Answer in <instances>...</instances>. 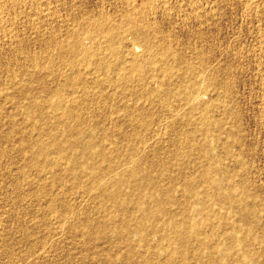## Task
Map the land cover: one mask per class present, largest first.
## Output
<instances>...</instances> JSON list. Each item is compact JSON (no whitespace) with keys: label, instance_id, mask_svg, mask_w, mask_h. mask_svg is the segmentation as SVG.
Instances as JSON below:
<instances>
[{"label":"rangeland","instance_id":"1","mask_svg":"<svg viewBox=\"0 0 264 264\" xmlns=\"http://www.w3.org/2000/svg\"><path fill=\"white\" fill-rule=\"evenodd\" d=\"M141 5H142V0H7V1L0 0V11H1V7L3 10L1 11L2 14L0 12V79H1L0 80V85H1L0 86V264H122L124 261L125 263L123 264H129L130 262L131 264H147V262L148 264H212V262L210 261L211 257L209 253L211 251L216 252L219 249L226 248L225 245L227 243L229 244V240H230L229 238H227V233L232 231H235V234H237V236L243 241L242 246H240L239 249L234 250L235 254L236 253L237 254L233 255L234 257H231L232 259L235 260L238 259V261H236L235 264H264V0H167V8H163L160 0H158L153 4L152 8L150 9L148 8L145 12L140 11ZM100 18L109 19L112 22L115 23L118 22L119 24H123V25L126 24L129 25L128 19L130 18L129 21L131 22L132 20V22L130 23L131 25H135V24L137 25L138 23V26L141 25L149 26L148 33L147 34L145 33V37L147 38L151 37L150 38L151 40L154 39L153 41H150V39H148L150 46L148 42L146 43L142 42L144 41L143 34L141 35L137 33H133V34L131 33L133 35L131 37L128 36L131 34L125 35L124 37L128 36L126 37L127 39L124 40L125 39L124 38L123 39L124 41L123 40L121 41V43L124 42V44L123 43H122L123 45H121V43L118 44L121 45V47L118 46V48L120 47L118 51L119 53L118 55H121L118 57H121V59L120 58L119 59L127 63V58L128 60L129 58H131L130 54L128 53L129 52L128 49L131 48V46H134L136 48V52L137 53L139 52L138 54L140 55V58L142 56V59H145L147 53H149V52L146 53V51L150 50L156 52L158 50L157 52H161V50L166 47V49L162 50V52L168 50L167 51L169 54L168 59H170V56L172 57V59L169 60L170 62L167 63V65L169 66L167 67L170 68V72L173 68L172 73H176L175 74L176 77H174L173 74L174 78L170 79L169 82L170 85H167L165 82L167 81L168 78L166 79V77H164L165 78L164 79L161 74H158L159 77L156 78V82H155V79L151 78L150 76L153 74L152 77H156L157 75L152 72H150L152 73L150 74L148 71H147L148 75L145 74L144 72L145 75L144 79L146 83L144 81L143 83L140 84L139 79L141 76L136 74V72L133 73L132 69L127 67L128 64L124 63L122 64V66H124L123 68L124 70L121 73L124 75L125 74L128 75L125 76V78H129L127 79L129 80L128 82H130L131 80L133 82L131 81L129 84L127 81L126 82L118 81V79H121L120 78L121 76H118L117 72L115 70L114 72L111 69L112 72L111 70H109L108 73L105 71L106 74L110 76L108 75L106 76L105 72L104 75L107 78L109 77L108 78L109 81H113L116 79L115 82L114 81L113 83L111 82L112 84L114 83L115 84L112 85V87H109L108 84H111L110 82H105L104 86L103 84H101V82L100 84H98L99 82L98 83L95 82L96 86L99 85L98 87L99 88L101 87L100 88L101 91H100V89L98 87L96 88L94 84L90 86L91 84L87 82L90 87L96 88V89L95 88L92 89V91L90 89V92L88 91L87 94V90H89V88L86 86L87 84L85 81L88 80V78L90 79L96 74L95 73L92 75V72L96 70L94 69L96 65L95 66L94 64L90 65V68H88L89 69L88 70L87 68L85 69V65H86L85 63L82 64L81 61L82 65H80V61H77L75 68L79 69L80 66L79 70L82 69L81 71L84 74L85 73L87 74L84 75L83 73H79L81 71L78 72L79 75L82 78H84L83 80L80 76H78V73L75 74L76 77L74 76V74H71L73 75L72 81H71L72 76L69 75L71 76L70 82L68 81L69 80L68 78L66 80V82L68 81L67 83L68 87L67 86L65 87L64 86L65 80H63L62 78L65 79L64 75L66 74V72H68L67 70H69V67L67 68V65L69 66V63L68 61L66 63L64 60H66L65 58L68 59V57L70 56L64 53H59L60 51L57 50L56 48L65 46L69 43V40H71V34L73 33V30L74 32L80 30L81 27L85 25V23L88 24L89 22L91 23V21L95 22L97 20H100ZM152 37H156V39ZM139 38H141L142 40ZM61 41L63 42L61 43ZM57 42L59 43L60 46L58 45ZM84 42L88 47L92 45L91 40H89V38H85ZM97 43H99V41H97ZM126 45L127 46L131 45V46L130 47L128 46L127 49ZM151 46L153 47L150 48ZM123 47H125L127 50ZM125 51H127V53H125ZM173 52L174 54H171ZM140 53L146 54V55L143 54L145 57ZM122 54L124 55L127 54V55L124 57V55L122 56ZM173 55H175L174 59H173ZM103 56L104 59L103 57H101V59L103 60L107 59V61L110 60L109 62L112 63L114 61L116 62L115 60L116 58H114V56H112L109 53H105L103 54ZM109 56L111 58H109ZM107 57L109 58V60ZM58 58H60L61 60ZM50 60H52L53 62L59 60L60 61L57 62L58 64L57 65L56 63L55 64L52 63V61ZM176 60H178L179 62ZM61 61H63V63H61ZM174 61L175 63H173ZM49 62L52 63V65ZM64 62L66 64H64ZM180 62H182L183 64ZM185 63L186 65H184ZM174 64L175 65L177 64V66H175ZM44 65L51 67L50 69H52V71L49 69V67L46 69ZM173 65L175 68L173 67ZM53 66H56L57 70ZM35 69L37 71H35ZM39 69L41 71L38 73ZM54 69L56 71H54ZM181 69H185L184 72H186L188 69V71L186 72L187 75ZM192 69L194 70L193 72H191ZM129 70L132 71L131 74ZM198 70H200L201 72ZM204 70H207L208 72ZM49 71H51L50 74ZM128 71L129 73H127ZM195 71H198L201 74ZM61 72L63 73V75H61L62 74ZM32 73H34L37 76V78L36 76L34 77V74ZM57 73H59L58 75L62 80L58 77ZM132 73L133 76H131L132 77L131 78L129 76L132 75ZM191 73L192 75L193 74L196 75V78L192 76ZM97 74L95 76H97ZM99 75L100 74H98V76ZM104 75L102 77H105ZM183 75L185 77L184 81H183ZM187 76H189L190 78ZM112 77H114L115 79ZM191 77H194L196 82L195 80H193L194 78ZM158 78L159 79L162 78L163 81L161 80V82H162V86L164 87H160L161 83H159L160 80L158 81ZM122 79L126 80L124 78ZM25 80H27V82L29 81L28 83L31 84L29 85L27 83L28 84L27 85L25 83ZM189 80L192 82V84L195 82L196 84L194 83V85L196 86L198 84H200V86L202 85L201 88L204 86L202 88L203 90L199 87L197 88L194 85H193L194 88H191L192 84ZM207 80H209L211 83ZM150 81L152 82L154 81V83ZM188 81L190 82L191 86L188 84L189 83ZM49 82H51L52 84ZM118 82L120 83L118 84ZM121 82L122 84L125 82L129 85L126 84L125 86V84H123L121 86ZM14 83L16 85H14ZM45 83H47V85ZM116 83L118 85H116ZM182 83L183 84L185 83V85H182ZM59 84L62 86H60ZM55 85L57 87H55ZM76 85L80 88L79 90L75 88L77 87ZM177 85L178 87L179 86L184 87L186 91H190V88L195 89L196 87L195 91L198 92H193V93L199 94L200 99H198L193 105L190 102L187 103V101L180 99L178 96L179 91ZM13 86H17L18 90H16L17 88ZM28 86L30 88H28ZM70 86L74 89H72ZM81 86L83 87V89L88 88L85 94H81L84 92L83 89H81L82 88ZM106 86L109 88V89L106 88L107 92L105 91ZM128 86L131 87L129 88ZM145 86H146V90H145ZM154 86L159 90L160 94L158 90L154 88ZM205 86L206 88L208 87V90H206ZM45 87L48 89H46ZM62 87H65L62 90L66 92H63L61 90L62 92L61 95L66 100H73V98L75 97L79 100V101L77 100V102L72 106L74 110L77 111L76 113L79 115V117L80 116L82 117V115H83L82 118L86 117V119H81L82 124L78 119L72 120L71 118V119H67L66 125H60L61 127L54 125L56 118L55 115L57 111H53L55 110V108L53 109V107L52 108L48 107V110L44 108V107L47 108V106H49L50 104L52 105L53 103L52 100L54 99L53 97H55V93L59 88ZM122 87H125V89L129 88L128 92L126 93L127 89L124 91ZM150 87H153L154 89L153 91L157 95L156 98L153 91L150 90L151 89ZM173 87H176L177 91L172 89ZM19 88L23 89V93L26 90L25 93L24 94L22 93V89L19 91ZM40 88H44V90ZM131 88L132 90H130ZM142 88L144 90H142ZM30 89H32L31 90L32 94L30 92ZM51 89L53 90L55 89L54 91L52 90L53 91L52 95H51ZM102 89H103V93H102ZM114 89L116 91L117 89L119 90L116 92ZM163 89L165 90L167 89V90L164 91ZM35 90H37L36 91L37 94L35 93ZM205 90L207 91V93ZM144 91L148 94H151L149 93V91H151L154 95V98L152 94H151L152 96L151 95L149 96L147 94L149 97L145 94L143 98H140L143 96ZM167 91L168 92L171 91L170 92L171 94L168 98V101L165 102L164 99L166 97V94L168 93ZM121 92L122 94L124 92V94L122 95ZM135 92H137L138 94ZM157 92L159 95L157 94ZM67 93H69L68 94L70 96L69 98L66 97ZM71 93L72 95H70ZM79 93L81 94V96L79 95ZM96 93H98L100 96ZM118 93L121 95H119ZM131 93L133 94L131 95ZM101 94H103L104 96H102ZM139 94H141L142 96ZM108 95H111V97L108 98L109 97ZM35 96L37 97V99ZM78 96H80V98ZM38 97L39 98L44 97V98H40L42 100L45 99L46 97L45 99L46 104H44L45 100H43L42 102ZM158 97H160V99ZM224 97L227 98L224 99ZM51 98L53 99L51 100ZM148 98L149 100H147ZM150 98L152 99V101L155 99L157 103L155 101L152 102ZM49 99L51 100V103L50 101H48ZM141 99L143 100V102H145L143 103L144 105L142 104ZM169 99L172 100L170 101ZM86 101L88 102V104H86L87 103ZM97 101H98V105H97ZM211 101H215L218 104L214 102L211 103ZM35 102L36 104L38 103L37 106L39 104L41 105L38 106V109L36 107ZM32 103H34L36 108L33 106ZM41 103H43L45 106ZM123 103H126L127 105ZM152 103L153 106L155 103L158 107L152 106V108H150ZM166 103L172 106V108ZM170 103H172V105ZM31 104L33 107L31 106ZM25 105H28L31 109L28 106L25 107ZM42 105L44 106L43 108ZM129 105L131 111L128 109ZM135 105L137 107V108L135 107L136 109L132 107ZM142 105L144 106V108H142L143 107ZM207 105H208V109H206ZM125 106H127V108ZM164 106L165 107L167 106L170 110L167 107L166 110ZM23 107H25L26 109ZM123 107H125L126 109ZM138 107H140L144 111L146 110L145 113H141L140 111L142 110L138 109ZM32 108L35 110H33ZM49 108L53 110H50ZM174 108L176 110L179 108L180 110L178 109L179 112L177 110V113H175V115L173 116V110H175ZM24 109L25 112L23 111ZM27 109L30 112L32 111L31 114L33 116L30 114L29 111H27ZM41 109L44 110L42 111ZM133 109L134 111H132ZM81 110L82 112L84 111L85 112L82 113ZM148 111L149 113H146ZM26 112L27 114H25ZM42 112H46V113H43L42 116ZM79 112L81 113V115ZM86 112L87 114H85ZM135 112L138 113V115ZM139 112L141 113V115L144 114L143 117L145 116L148 119L146 120V118H143L144 121H142L143 119L140 118L142 116L139 115ZM127 113L128 115L132 114V116L129 115L131 117V118L129 117L130 119L128 118ZM200 113L202 114V117H200L201 115ZM40 114L43 118L37 116ZM89 114L91 115V118ZM147 114L149 117L146 116ZM28 115L31 116L29 117ZM208 115L211 118L212 117L214 118L211 119ZM204 116L207 119L209 117L211 121L210 119H208L209 123L202 122ZM38 117L40 119H38ZM49 117L50 120H47ZM136 117L137 119H135ZM138 117L141 119L140 122ZM25 118L31 124L25 123L27 122ZM33 118L34 120H32ZM10 120L13 121L11 122ZM38 120H40L39 122L41 124L37 122ZM71 120L75 123H72ZM77 120L78 122H76ZM83 120H85V122L87 120L86 124L84 123ZM195 120L197 121L195 122ZM69 121H71V123ZM45 122L50 123V125L48 124L47 130L45 129V127L47 126ZM212 122L213 124L211 125ZM69 123L72 125H70ZM140 123H142L143 125ZM206 123H208L209 126L206 125V127H204ZM84 124L86 125L87 128L85 127ZM35 125H37V127ZM210 125L212 126V128H210ZM39 126L42 127L41 129H44V131L39 130L40 129ZM54 126L55 129H53ZM30 127L34 129L36 127L35 129L36 131L34 129L31 130ZM80 127L88 135H92L94 138L95 137L97 138L95 139V141H97L98 146L100 145V148L102 147L101 149L108 154L107 159L108 158L110 159V156L115 153L113 156H111L113 157L114 161L112 160V158L108 161L107 159L105 160V159H101L100 157L99 158L94 157L96 158L94 160L97 161V162L95 161V163H97L98 166H100V163L102 161L101 165L104 164L103 167L105 168H102V166H100V168L104 169L107 172L106 174L109 175L113 174L111 176L116 178L114 180H119L122 179V175L120 174L123 173L122 171H124L125 173L123 174L124 177L123 179L127 178L129 172L128 183L126 182L127 185L124 184L125 187L122 185L123 188L122 191L120 188L119 193L115 198L117 201L113 198L112 200L104 199L106 198L104 194H103L105 196L104 198L101 196L102 195L101 190L107 189L108 186L110 187L111 180L104 179L103 177L102 178L103 183L102 180H100L101 183L98 185L99 191H97L98 189H94L95 187L94 188L92 187L94 186L92 180L90 181V179H95V178H91L92 176L88 175V173H85L83 170L79 172L78 167L72 166L74 165V163L70 158V156L83 154L81 156H75V157H77L78 161L85 160L89 156V152H87V150L86 151L82 149L75 150L68 148L69 150L64 149L65 151H62L63 149L58 150L57 147L55 148L51 144L52 139L50 138L51 136L48 134V132H50L51 130L56 134V136L58 133L57 138H61V136L67 135L68 129H69L68 133H70L71 129L80 128ZM37 128L39 129L37 130ZM58 129H60V131ZM38 131H40V133ZM46 131H47V135L45 136L43 135V133L45 134ZM115 131H117V133ZM203 131L205 132V135ZM119 132L120 134H118ZM124 132L126 134H124ZM200 133L202 137L199 136ZM39 134L43 136L41 137ZM191 134H193V136ZM48 135L50 137H48ZM29 136H32L33 138L31 137L32 138L31 139ZM64 136L62 138H64ZM187 136L189 137V139ZM207 136L208 139L209 138L211 139V140L209 139V141L214 140L213 144L209 145L208 142L202 141L205 139L207 141ZM24 137L26 139H22ZM46 137H48L49 141L48 139H46ZM131 137L134 141L131 139ZM41 138L42 140L45 139L46 141L45 140L42 141ZM127 138H128V142H127ZM194 138L197 140H195ZM129 139L131 140L129 141ZM192 139L194 141H192ZM24 141L27 142L29 146H27L28 144H26ZM33 141L35 143L34 145L36 146L33 145ZM44 141L46 142V144ZM29 142H31L32 144H30ZM114 142L116 143V145ZM37 143L47 146L48 148L47 150L49 153L47 152L41 153L39 150H37L36 148L39 149ZM201 143H207V144L201 145ZM30 146L32 148L31 149L32 151L29 150ZM108 150H110V152ZM37 153H39L40 155ZM206 154H208V156ZM44 155H46V157L48 156L49 158L48 157L43 158ZM52 156H54V158ZM58 156H60L61 158H59ZM144 158L145 160H142ZM178 158L181 160H179ZM126 159L130 161L129 162L130 164L127 162L128 160ZM139 159L142 160L143 162L140 161ZM98 160L100 161L98 162ZM117 160H121V161H117ZM52 161H54V163ZM112 162L115 164L112 165L113 164ZM119 162H121L120 163L121 166L117 167V164L120 165ZM144 162L146 164L144 167L141 168V170L144 169L145 171L142 170L137 175L130 172L131 169L134 167V165L141 164V166H143ZM211 163H216V165L218 164L220 169L223 170V175L225 176V186L230 188L231 190L235 208L234 209L222 208L216 202V200L208 199L206 192L212 191L211 187H209L211 185L203 181L198 183L196 191L199 192L200 195L203 196V199L206 200L205 204L204 206H200L199 210L196 213H192L191 204L193 202H188L189 204L186 202L187 196L186 193L184 192L185 190L184 185L186 186L188 184H194V182H196L199 179L200 173L204 168V166H207V164L210 165ZM127 164L131 166L129 167ZM201 164L203 165V168L201 167ZM186 165L189 166L188 168L189 170L187 169ZM113 166L115 168H113ZM122 166H124V168ZM148 166H150V168L152 169H150ZM195 166H197V169L195 168ZM39 167L42 168V170L44 171L40 170L41 171L40 172L38 170L40 169ZM109 167L113 168L112 169L113 171ZM22 168H24V170ZM72 168L73 170H70ZM119 168L121 169V171L119 170ZM180 168L181 169L184 168V169L180 170ZM74 169L76 171H74ZM106 169L110 171V173L111 172L112 173L110 174ZM146 170H148L149 173H146ZM150 170L151 173L153 172L152 173L153 175L151 174L152 175L151 178H150ZM160 170L161 171L164 170V171H162V173H159L161 172ZM23 171L26 172V174ZM164 172H166L167 175ZM184 172H186V174H184ZM191 172L194 174H192ZM75 173L77 174V176H75L76 175ZM145 174H148L147 178L145 177L146 176ZM160 174H162L161 175L162 178H159L161 177ZM53 175L57 177L55 178ZM80 175L82 176V178L80 177ZM134 175L136 178H134ZM70 176L71 178H69ZM153 177L154 179L156 177L159 178L160 181H158V179H155L157 180L158 183L155 180L152 181ZM72 178L73 179L79 178V179L73 180ZM142 178L145 180V182L143 181ZM88 179L91 183L88 181ZM146 179L147 180L150 179V181H152L151 184L146 182L147 181ZM186 179H190V180L187 181ZM139 180L142 182H139ZM173 180L174 182L176 181L177 185L176 183L173 182ZM105 181H108L107 184L105 183ZM183 181L184 183L185 182L186 183L185 184L182 183ZM134 182H137L138 184L140 183L141 185H139L138 187L137 184ZM153 182L155 187H158L160 185L162 187L160 186L158 188H152V186L154 187ZM170 182L171 183L173 182V184H171ZM156 183L158 184V186ZM145 184H147V186ZM86 185L90 186V190L88 189V187H86ZM178 185L182 188L181 191H180L181 188L177 187ZM135 186H137L138 188ZM169 186H171V188ZM84 187L87 188L88 192ZM148 187L150 188L148 189ZM125 188L127 190H125ZM153 189H157V190L155 191ZM160 191L162 192L161 194L163 195L167 194L165 195L167 197H161L162 195L159 193ZM164 191H166V193H164ZM182 192L185 194H183ZM170 193H173V195L171 194L169 196L168 194ZM128 194L130 197L128 196ZM149 195L153 197H150ZM182 195L184 198H182ZM137 196L143 197L142 202L145 203L147 209L148 208L151 209V207L152 209L155 208L154 206L155 203L152 202H155L156 199L159 198L167 199L172 196L178 199L181 197L184 201L179 199L180 200L179 205H177L178 201H176L177 204L172 203L171 204L172 208L169 205L168 212L171 208L173 215L174 216L176 215L177 218L183 217V215L186 214L188 216L195 215L199 219L205 218V216L211 212V219H212L211 222H213V224L216 226L215 227L216 230L205 227V229L204 228L202 229L204 233H202L198 237V239H193L190 246L178 245V244H171L164 239L163 236L167 235V231L159 232L158 234L160 235H157L156 233L154 234V232L151 230L154 226H157V224L155 222L154 224L148 223L149 221L146 222L144 220L145 231H147L146 233L148 234L147 236L148 240L146 241V243H143L142 236L141 235L139 236V234H136L135 232L131 231L134 228V226L136 227V225L141 220L140 214L134 211L135 210L133 207L134 205L131 204V202L129 201L136 198ZM104 200H106L107 202ZM118 200L121 201L118 202ZM146 202L148 203V205L150 203L149 205L150 207H148ZM181 202L183 203L181 204ZM105 203H107L108 205L106 206ZM98 205L99 208L100 206L101 207L103 206V208H100L101 210L99 208L95 210V208L98 207ZM176 205L177 207L182 206L183 209L182 207L181 209L179 208L177 209ZM188 205L191 207L188 208ZM108 206L109 209L107 210L106 207ZM120 206L121 207L123 206V209L125 207V209L122 210ZM118 207L120 208V210H122L123 213H121V211H117L116 214L115 212H112L113 210L114 211L119 210L117 209ZM185 208L187 212H184ZM98 209L102 214H98L99 211L96 212ZM128 209H130L131 212ZM212 209H214L215 211ZM103 210L104 211L107 210V212L111 214L113 213L114 216L108 214L109 215L108 217L106 214L107 212H104ZM132 211H134L133 216L131 214ZM179 211H181V213ZM247 211H251L252 213L250 215H247ZM119 212L121 214H119ZM126 212H128V217L126 219L127 220L131 219L130 221L125 220L124 216ZM165 213L163 216H165ZM98 215H101V218ZM120 216H122L123 218H121ZM84 217L85 219L87 218L86 220L92 218L93 221L91 219V223L92 224L94 223L93 225H96V227L92 226V224L87 225L88 224L87 222L90 223V221H85ZM94 218H96V220L99 221L98 222L99 225ZM105 219L106 220L110 219L108 220L109 223ZM121 219H123L122 221L125 222L121 223V221L120 222L118 221ZM114 221H116V224ZM102 222L104 223L102 224ZM73 224L76 225L74 226ZM82 224L85 225L82 226ZM122 224L123 225L127 224L126 225L127 227L125 225L123 226ZM158 224L160 225L161 223ZM80 225L82 226V228ZM104 225L106 226L105 228L103 227ZM118 225L120 226L119 227L120 229L121 227L122 228L126 227V229H122L123 232H121L122 230L121 231L116 230V232H114L115 228L119 229ZM108 226H110L111 228ZM107 227L108 229L111 230L106 229ZM160 227H162V225H160ZM97 228L99 230L101 229L100 232H97L98 231ZM81 229L83 230L86 229V231L87 230L88 231L83 232V230ZM93 229L94 230L96 229L97 231L96 230L95 231L97 233H94ZM89 232L92 233L89 236V238H91L92 241L91 239H87ZM109 233L111 235L113 233L115 234L111 236ZM121 233H123L124 235ZM103 235L105 236V238H102L104 237ZM108 235L110 236L108 237ZM119 235L124 236L123 239H125L126 241L129 240L128 245L126 244L127 242L125 240L123 242L122 237H120ZM96 237H99L100 239ZM103 239H107V240H103ZM113 239H115L117 244ZM200 239L207 240V244L200 246L198 243V240ZM137 242L140 245H138ZM124 245H126L127 248ZM129 246H131V248L133 247L134 249L130 251L131 248H129ZM215 248L217 249L215 250ZM122 250H125V252ZM242 251L248 252V260L246 262L242 260L240 263L239 258L237 257L241 256L240 252ZM122 252L124 255L122 254ZM126 252H127L128 260H126L127 259ZM108 254H113L115 258H112L113 255L111 257V255ZM120 254L123 255V258H121L122 255ZM129 256H132L133 258L132 257L130 258ZM130 259L131 261H129ZM145 259L147 260V262L143 261ZM165 260H167L168 263L167 261L165 262ZM173 260L175 261L172 262ZM127 261L129 263H126Z\"/></svg>","mask_w":264,"mask_h":264},{"label":"bare ground","instance_id":"2","mask_svg":"<svg viewBox=\"0 0 264 264\" xmlns=\"http://www.w3.org/2000/svg\"><path fill=\"white\" fill-rule=\"evenodd\" d=\"M7 1V0H6ZM156 1H158V0H142V5H141V7H140V11H146L148 8L150 9V8H152V6H153V4L156 2ZM160 2H161V4H162V6H163V8H167V0H160ZM5 5V4H4ZM25 5V4H24ZM129 5V4H128ZM6 6V5H5ZM130 6V5H129ZM133 7V6H132ZM6 8V7H5ZM15 10V9H14ZM1 11H3L2 10V7H1ZM0 11V12H1ZM5 11V10H4ZM1 14H2V12H1ZM41 15V14H40ZM131 18V17H130ZM129 18V19H130ZM128 19V18H127ZM129 19H128V22H129V25H123V24H119L118 22L117 23H115V22H112V21H110L109 19H101L100 18V20H97V21H95V22H92L91 21V23L89 22L88 24H86L85 22V25H83L82 27H81V29L80 30H77V31H75L74 32V30H73V33L71 34V40H69V43L67 44V45H65V46H61V47H59V48H56L57 50H59L60 52L59 53H64V54H66V55H68V56H70V57H68V56H66V57H68V59L67 58H65L66 60H64L66 63H67V61H68V63H69V66L67 65V68L69 67V70H67L68 72H66V74L64 75L65 76V79L64 78H62L63 80H65L64 82H65V87L67 86L68 87V81L70 82V77L72 76V78H71V81L73 80V75H71V74H74V76L76 77V75L75 74H77L79 71H81V70H79L80 69V66H79V69L77 68H75V65L77 64V61H80V65H82L83 63H85L86 65H85V69L87 68H90V65H93L94 64V66L96 65V67L94 68V69H96L94 72H92V75L93 74H102L100 77L98 76V74H97V76H93V77H91L90 79L88 78V80H86L85 82H86V84H84V85H86L88 88H89V90H87L86 88L85 89H83V87L81 88V89H83V93H81V94H85V92H86V90H87V94H88V91L90 92V89H91V91H92V89H94L95 87H90V86H92V84H94V86H96L95 85V82L96 83H98V84H100V82H101V84H103V86L105 85L104 83L105 82H112L113 83V81L115 82L116 81V79L114 78V77H112V78H114L115 80H113V81H109V77L107 78L106 76L108 75V74H106V72L108 73V71L109 70H115L116 72H117V74H118V76H121L120 78L122 79V78H124V79H126V80H121V79H118V81H129V80H127V79H129V78H125V76L127 75V74H122L121 72H123V68H124V66H122V64H124L125 62H123V60H120L121 59V57H118V56H121V55H118L119 53H118V51H119V48L121 47V45H123L124 44V42H122L121 43V41L124 39V40H126L127 38L126 37H131V36H133L132 34L133 33H137V34H143L144 35V41H142V42H148L149 43V40L148 39H150V38H147V37H145V33L147 34L148 33V29H149V26H138V23L137 22H135V23H137V25L135 24V25H131L130 23L132 22V20H131V22L129 21ZM132 19V18H131ZM90 20V19H89ZM96 20V19H95ZM3 21V20H2ZM88 21V20H87ZM83 23V22H82ZM127 23V22H126ZM134 23V22H133ZM78 24H79V22H78ZM125 24V23H124ZM139 24H141V23H139ZM11 28V27H10ZM149 32H150V30H149ZM132 33V34H131ZM128 34H131V35H128ZM125 35H128V36H126V37H124ZM151 36V35H150ZM148 37H149V35H148ZM157 37V36H156ZM156 37H152V38H155L156 39ZM164 37V36H163ZM85 38H89V40H91V46L90 47H88L86 44H85V42H84V39ZM69 39V38H68ZM67 39V40H68ZM139 39H141V38H139ZM13 40V39H12ZM59 40V39H58ZM65 40V39H64ZM123 40V41H124ZM142 40V39H141ZM154 40V39H153ZM153 40H151L150 39V41H153ZM97 41H99V43H97ZM164 41V40H163ZM63 41H61V43H62ZM68 42V41H67ZM157 42V41H156ZM162 42V41H161ZM58 43V42H57ZM119 43H121V45H118ZM136 43H137V40H136ZM154 43H155V41H154ZM131 44V43H130ZM58 45H59V43H58ZM62 45V44H61ZM136 45V44H135ZM146 45V44H145ZM54 46V45H53ZM52 46V47H53ZM60 46V45H59ZM118 46H120L119 48H118ZM125 46V45H124ZM127 46V45H126ZM129 46V45H128ZM128 46L126 47L127 49H128ZM131 46V45H130ZM129 46V47H130ZM148 46V45H147ZM149 46H150V43H149ZM55 47H56V44H55ZM54 47V48H55ZM153 46H151L150 48H152ZM163 47H165V46H163ZM123 48H125V47H123ZM125 48V49H126ZM170 48V47H169ZM124 49V50H125ZM126 49V50H127ZM145 49H146V47H145ZM154 49H155V47H154ZM161 49H162V47H161ZM164 49H166V47L164 48ZM164 49H162V50H164ZM123 50V51H124ZM129 50V54H130V57L131 58H129V60H128V58H127V63H125V64H128L127 65V67H129V68H131L132 69V71H133V73L134 72H136V74H138V75H140L141 77H140V79H139V81H140V84L141 83H143L144 81H145V79H144V72H145V74H147L148 75V72L150 73V72H152V73H154V74H156L157 76L156 77H152L153 76V74L152 73H150V74H152L150 77L151 78H154L155 79V82H156V78L157 77H159V75L158 74H161L162 76H163V78L164 77H166V79L168 78L169 79V81H168V79H167V81H165L166 82V84L167 85H170V79L171 78H174V77H176L175 76V74L176 73H172V70H173V68H172V70H171V72H170V68H168L169 66L167 65V63L168 62H170L169 60L170 59H172V57L170 56V59H168L169 58V54H168V50L166 51H163L162 52V50H161V52H157L158 50H157V47H156V52H153V51H150L149 49V51H146V53L147 52H149V53H147V55L146 54H144L145 52V50L143 51L144 53V55H146V58L145 59H142V56H141V58H140V55L136 52V48L134 47V46H131V48H129L128 49ZM160 50V49H159ZM51 51V50H50ZM52 51H53V49H52ZM58 53V52H57ZM58 53V54H59ZM105 53H109V54H111L112 56H114V58H116L115 60H116V62L114 61V60H112V61H114L113 63L112 62H109L110 60H109V58H111L110 56H109V58H108V60L109 61H107V59L106 60H103L104 59V56H103V54H105ZM122 53V52H121ZM125 53H127V51H125ZM141 55H143L142 53H140ZM171 54H174V52L173 53H171ZM102 55V56H101ZM124 54H122V56H123ZM127 55V54H126ZM126 55H124V57L126 56ZM143 55V56H144ZM180 55V54H179ZM58 56V55H57ZM62 56H63V54H62ZM117 56V57H116ZM174 56L175 55H173V59H174ZM101 57H103V59H101ZM105 57H106V55H105ZM123 57V58H124ZM129 57V56H128ZM145 57V56H144ZM62 58H64V57H62ZM70 58V59H69ZM120 58V59H119ZM32 59V58H31ZM58 59H60V58H58ZM180 59H181V57H180ZM54 60V59H53ZM61 60V59H60ZM59 60V61H60ZM183 60V59H182ZM50 61H52V60H50ZM59 61H52V63H56L57 64V62H59ZM81 61H82V64H81ZM126 61V60H125ZM171 61H173V60H171ZM176 61H178V60H176ZM181 61V60H180ZM189 61V60H188ZM64 62V64H66ZM158 62V63H157ZM179 62V61H178ZM46 63V62H45ZM50 63V62H49ZM52 63H50L51 65H52ZM61 63H63V61H61ZM173 63H175V61L173 62ZM177 63V62H176ZM180 63H182V62H180ZM50 64H48V65H50ZM53 64V65H54ZM79 64V63H78ZM161 64V65H160ZM178 64V63H177ZM177 64L175 65V66H177ZM183 64V63H182ZM21 65V64H20ZM31 65V64H30ZM34 65V64H33ZM58 65V64H57ZM174 65H173V67H174ZM184 65H186V63L184 64ZM205 65V64H204ZM207 65V64H206ZM32 66V65H31ZM36 66V65H35ZM45 66V65H44ZM168 66V67H167ZM181 66V65H180ZM25 67V66H24ZM39 67V66H38ZM37 67V68H38ZM46 67V69L49 67V66H45ZM53 67H55L56 68V70H57V67L56 66H53ZM64 67H66V66H64ZM78 67V66H77ZM170 67H172V66H170ZM179 67V66H178ZM182 67V66H181ZM180 67V68H181ZM28 68V67H27ZM40 68V67H39ZM51 67H49V69H50ZM60 68V67H59ZM84 68V67H83ZM93 68V67H92ZM175 68V67H174ZM190 68V67H189ZM21 69V68H20ZM43 69V68H42ZM62 69V68H61ZM27 70V69H26ZM44 70V69H43ZM51 71H52V69H50ZM55 69H54V71H56ZM89 70V69H88ZM112 70H111V72H112ZM175 70V69H174ZM183 72H184V70L185 69H181ZM208 70V69H207ZM207 70H204V71H207ZM23 71V70H22ZM35 71H37L36 69H35ZM41 70L39 69L38 70V73L40 72ZM51 71H49V74L51 73ZM92 71H93V69H92ZM106 71V72H105ZM114 71V72H115ZM125 71H126V68H125ZM130 71V70H129ZM129 71L127 72V73H129ZM132 71H130V74H131V72ZM148 71V72H147ZM187 71H188V69H187ZM186 71V72H187ZM194 70L192 69V71L191 72H193ZM198 71H200V70H198ZM198 71H195V72H198ZM42 72H44V71H42ZM45 72H46V70H45ZM84 72H86V71H84ZM104 72H105V74H106V76L104 75ZM186 72H184L185 74H186ZM195 72H194V74H195ZM201 72V71H200ZM200 72H198V73H200ZM208 72V71H207ZM23 73V72H22ZM21 73V74H22ZM29 73V72H28ZM30 73H31V71H30ZM35 73V72H34ZM34 73H32V74H34ZM37 73V74H38ZM62 73V72H61ZM79 73H83L82 71L81 72H79ZM79 73H78V76H80L79 75ZM126 73V72H125ZM133 73H132V75H130L129 77H131V76H133ZM171 73H172V76H171ZM41 74V73H40ZM47 74H48V72H47ZM46 74V75H47ZM54 74V73H53ZM59 73H57V75H58ZM84 74V73H83ZM87 73H85L84 75H86ZM91 74V73H90ZM111 74V73H110ZM113 74V73H112ZM173 74H174V77H173ZM192 75V73H191V75L192 76H194L195 78H196V75ZM201 74V73H200ZM61 75H63V73L61 74ZM69 75H71V76H69ZM83 75V76H84ZM105 76V77H102V76ZM182 75V74H181ZM187 75V74H186ZM198 75V74H197ZM36 75L34 74V77H35ZM38 76H40V75H38ZM51 76V75H50ZM54 76V75H53ZM53 76H52V78H53ZM56 76V75H55ZM77 76V77H78ZM108 76H110V75H108ZM115 76V75H114ZM128 76V75H127ZM161 76V77H162ZM171 76V77H170ZM189 76H190V74H189ZM189 76H187V77H189ZM199 76V75H198ZM44 77V76H43ZM58 77H59V75H58ZM62 77V76H61ZM81 77V76H80ZM87 77H88V75H87ZM170 77V78H169ZM194 77H191V78H194ZM29 78H30V76H29ZM32 78V77H31ZM36 78H37V76H36ZM57 78V77H56ZM60 78V77H59ZM69 78V80L66 82V80ZM82 78V77H81ZM80 78V79H81ZM86 78V77H85ZM119 78V77H118ZM132 78V77H131ZM130 78V79H131ZM138 78V77H137ZM151 78H150V80H151ZM184 75H183V81H184ZM190 78V77H189ZM188 78V79H189ZM195 78L193 79V80H195ZM202 78V77H201ZM205 78V77H204ZM14 79H15V76H14ZM61 79V78H60ZM61 79V80H62ZM75 79V78H74ZM84 78H82V80H83ZM87 79V78H86ZM165 79V78H164ZM203 79V78H202ZM207 79V78H206ZM208 79H210V78H208ZM211 79H212V77H211ZM216 79V78H215ZM1 80V79H0ZM29 80V79H28ZM57 80V79H56ZM111 80V79H110ZM153 80V79H152ZM160 80V82L159 83H161V86L160 87H164V86H162V82H161V80H162V78L161 79H159L158 78V81ZM191 80V79H190ZM189 80V81H190ZM24 81V80H23ZM31 81V80H30ZM42 81V80H41ZM53 81V80H52ZM81 81V80H80ZM80 81H78V82H80ZM132 81V80H131ZM130 81V82H131ZM163 81V80H162ZM182 81V82H183ZM188 81V82H189ZM204 81V80H203ZM207 81H209V80H207ZM10 82V81H9ZM8 82V83H9ZM29 82V81H28ZM27 82V80H25V83L27 84L28 83ZM83 82V81H82ZM90 83L91 85L89 86L88 85V83ZM122 82H121V86L123 85V84H125V86H126V84L127 83H123L122 84ZM130 82H128L129 84H130ZM133 82V81H132ZM136 82V81H135ZM150 82H152V81H150ZM149 82V83H150ZM169 84H168V83ZM176 82V81H175ZM191 82V81H190ZM190 82L188 83L189 85H190ZM195 82H196V80H195ZM194 82V83H195ZM210 82V81H209ZM22 83V82H21ZM49 83H51V82H49ZM62 83V82H61ZM60 83V84H61ZM75 83V82H74ZM74 83H73V85H74ZM108 84V86L109 87H112V85H114V84ZM120 82H118V84H119ZM137 83V82H136ZM145 83H146V81H145ZM152 83H154V81L152 82ZM151 83V84H152ZM158 83V84H159ZM172 83H173V80H172ZM177 83V82H176ZM181 83V82H180ZM194 83L192 84V82H191V84H192V87L191 88H194L193 87V85H194ZM205 83V82H204ZM211 83V82H210ZM209 83V84H210ZM2 84V83H1ZM19 84V83H18ZM24 84V83H23ZM29 84V83H28ZM27 84V85H28ZM31 84V83H30ZM29 84V85H30ZM46 85H47V83H45ZM52 84V83H51ZM56 84V83H55ZM58 84V83H57ZM59 84V85H60ZM64 84V83H63ZM70 84V83H69ZM117 83H116V85H118ZM129 84H127V85H129ZM135 84V83H134ZM138 84V83H137ZM148 84V83H147ZM147 84H145V85H147ZM178 84V83H177ZM196 84V83H195ZM198 84V83H197ZM220 84V83H219ZM14 85H16L15 83H14ZM26 85V86H27ZM72 85V86H73ZM111 85V86H110ZM164 85V84H163ZM176 85V84H175ZM182 85H185V83L183 84L182 83ZM181 85V86H182ZM199 85V86H198ZM197 86L196 85H194V86H196L197 88L199 87V88H201V86H200V84H198ZM207 85V84H206ZM211 85V84H210ZM210 85H209V87H210ZM1 86V85H0ZM10 86V85H9ZM20 86V85H19ZM60 86H62V85H60ZM59 86V87H60ZM77 86V85H76ZM85 86V87H86ZM99 86V85H98ZM98 86H96V88L98 87ZM102 86V85H101ZM120 86V87H121ZM149 86H150V84H149ZM191 86V85H190ZM13 87H16V88H14V89H16V90H18V87L17 86H13ZM21 87V86H20ZM24 87V86H23ZM22 87V88H23ZM42 87V86H41ZM55 87H57L56 85H55ZM55 87H53V88H55ZM65 87H62V88H57L58 90H57V92L55 93V97H53V98H51V100L53 101V103H52V105L50 104L49 106H47V108L46 107H44L45 105L44 104H46V97H48V96H46L45 97V99H43V100H45V103L43 104V103H41V104H43L42 105V108L44 107L46 110H48V107H53V109L55 108V110H53V109H50V110H53V111H57V113H56V115H55V122H54V125H57V126H60V125H66V123H67V119H71L72 118V120H75V119H78L79 121H80V123L82 124V122H81V119H86V117H84V118H82L83 117V115H82V117L80 116L79 117V115L76 113L77 111H75L74 110V108H73V104H75L76 102H77V98L75 97V96H73V97H75V98H73V97H71V98H73V100H66L61 94H62V92H61V90L63 89V88H65ZM71 87V86H70ZM75 87V86H74ZM118 87V86H117ZM129 88L131 87V86H128ZM141 87V86H140ZM158 87V86H157ZM169 87V86H168ZM177 87H178V85H177ZM196 87H195V89H191L190 88V91H186L185 89H184V87H178V96H179V98L180 99H183V100H185V101H187V103L188 102H190L192 105L198 100V99H200V95L199 94H197V93H193V92H198V91H195L196 90ZM204 87V86H203ZM202 87V88H203ZM224 87V86H223ZM5 88V87H4ZM8 88V87H7ZM21 88V89H22ZM28 88H30L29 86H28ZM27 88V89H28ZM34 88V87H33ZM46 88V87H45ZM50 88H51V86H50ZM72 88V87H71ZM76 89H80L78 86L77 87H75ZM95 88V89H96ZM99 88V87H98ZM101 88V87H100ZM99 88V89H100ZM104 88V87H103ZM106 88H108L107 86L105 87V91L107 92V90H106ZM114 88V87H113ZM123 89H124V91L127 89H125V87H122ZM121 88V89H122ZM128 88V89H129ZM144 88V87H143ZM142 88V90H144ZM151 88V89H150ZM149 89L151 90V91H153L154 89H153V87H150ZM154 88H156L155 86H154ZM166 88H167V86H166ZM171 88V87H170ZM201 88V89H202ZM205 88H206V86H205ZM20 88H19V91L21 90ZM40 89H43L44 90V88H40ZM46 89H48V88H46ZM72 89H74V88H72ZM75 89V90H76ZM109 89V88H108ZM128 89L126 90V93L128 92ZM172 89H174V90H176L177 91V88L176 87H173ZM171 89V90H172ZM31 90L32 89H30V92H31ZM53 89H51V95H52V92L55 90H53ZM69 90V89H68ZM115 90V89H114ZM113 90V91H114ZM119 89H117V91H118ZM130 90H132V88L130 89ZM140 90V89H139ZM141 90V91H142ZM145 90H146V86H145ZM156 90H158L157 88H156ZM156 90H155V92H156ZM160 90H161V88H160ZM164 91H166L165 89H163ZM170 90V89H169ZM203 90V89H202ZM206 90H208V87L206 88ZM205 90V91H206ZM26 91V90H25ZM25 91H24V93H25ZM34 91V90H33ZM36 91L37 90H35V93H36ZM46 91V90H45ZM48 91H50V90H48ZM63 92H66V91H64V90H62ZM72 91H74V90H72ZM77 91V90H76ZM99 91V90H98ZM100 91H101V89H100ZM105 91H104V93H105ZM116 91V90H115ZM116 91V92H117ZM135 91V90H134ZM151 91H149V93H151L152 95H153V93H154V91H153V93L151 92ZM205 91H204V93H205ZM4 92V91H3ZM17 92V91H16ZM67 92H69V91H67ZM71 92V91H70ZM112 92V91H111ZM129 92H132V91H129ZM158 92H159V90H158ZM158 92H157V94H158ZM168 92V91H167ZM171 92V91H170ZM170 92H168L167 94H166V97H165V99H164V101L166 102V101H168V98H169V96H170ZM199 92H201V91H199ZM19 93V92H18ZM22 93H23V89H22ZM23 93V94H24ZM39 93V92H38ZM76 93V92H75ZM99 93V92H98ZM98 93H96V94H98ZM102 93H103V89H102ZM113 93V92H112ZM135 93H137V92H135ZM139 93H141V92H139ZM143 93V92H142ZM174 93V92H173ZM172 93V94H173ZM206 93H207V91H206ZM31 94H32V92H31ZM37 94V93H36ZM40 94V93H39ZM64 94V93H63ZM69 93H67V95H68ZM74 94V93H73ZM81 94L79 93V95L81 96ZM93 94V93H92ZM91 94V95H92ZM100 94V93H99ZM98 94V95H99ZM111 94V93H110ZM117 94V93H116ZM119 94V93H118ZM121 94H122V92H121ZM121 94H119V95H121ZM123 94H124V92H123ZM122 94V95H123ZM133 93H131V95H132ZM138 94V93H137ZM147 95L148 93H146L145 91H144V94H143V96L141 95V94H139V95H141L142 97H140V98H143L144 97V95ZM151 94H148L149 96L151 95ZM155 94V93H154ZM159 94H160V92H159ZM158 94V95H159ZM28 95V94H27ZM66 95V97H70L69 95L67 96ZM70 95H72V93L70 94ZM90 95V94H89ZM88 95V96H89ZM102 96H104L103 94H101ZM112 95H114V94H112ZM147 95V96H148ZM151 95V96H152ZM175 95V94H174ZM36 96H39V95H36ZM35 96V97H36ZM77 96V95H76ZM80 96H78L79 98H80ZM87 96V95H86ZM100 96V95H99ZM109 97L108 98H110L111 97V95H108ZM138 96V95H137ZM137 96H136V98H137ZM148 96V97H149ZM156 94H155V98H156ZM164 96V95H163ZM5 97V96H4ZM34 97V98H35ZM50 97H52V96H50ZM107 97V96H106ZM134 97V96H133ZM33 98V99H34ZM39 98V97H38ZM40 98H44V97H40ZM39 98V99H40ZM67 98V99H68ZM70 98V99H71ZM91 98V97H90ZM95 98V97H94ZM103 98V97H102ZM139 98V97H138ZM146 98V97H145ZM152 98V97H151ZM150 98V100L152 101V99ZM153 98H154V95H153ZM159 99H160V97H158ZM171 98V97H170ZM223 98V97H222ZM227 98V97H226ZM225 97H224V99H226ZM36 99H37V97H36ZM35 99V100H36ZM92 99H93V97H92ZM105 99V98H104ZM215 99V98H214ZM35 100H33V101H35ZM42 102H43V100L42 99H40ZM51 100L49 99L48 101H50V103H51ZM88 100V99H87ZM99 100V99H98ZM137 100V99H136ZM142 100V99H141ZM145 100V99H144ZM147 100H149V98L147 99ZM170 100V99H169ZM172 100V99H171ZM170 100V101H171ZM177 100H178V98H177ZM182 100V101H183ZM212 100V99H211ZM79 101V100H78ZM82 101H84V100H82ZM95 101V100H94ZM155 101V99L152 101V102H154ZM161 101V100H160ZM181 101V100H180ZM184 101V102H185ZM218 101V100H217ZM224 101V100H223ZM38 102V101H37ZM87 102V101H86ZM142 102V104L143 103H145V102H143V100L141 101ZM156 102V101H155ZM159 102V101H158ZM162 102V101H161ZM216 103L215 101H211V103ZM31 103V102H30ZM39 103V102H38ZM37 103V104H38ZM47 103H49V102H47ZM90 103H92V102H90ZM138 103V102H137ZM151 103V102H150ZM150 103H149V105H150ZM157 103V102H156ZM173 103V102H172ZM172 103H170L171 105H172ZM181 103V102H180ZM179 103V104H180ZM187 103H186V105H187ZM211 103H209V104H211ZM221 103H223V102H221ZM33 104V106L35 107V105H34V103H32ZM32 104H31V106H32ZM35 104H36V102H35ZM37 104H36V107H37V109H38V106L40 105H38L37 106ZM86 104H88V102L86 103ZM85 104V105H86ZM95 104V103H94ZM105 104V103H104ZM123 104H126V103H123ZM162 104V103H161ZM166 104H168V103H166ZM177 104V103H176ZM178 104V105H179ZM208 104V105H209ZM216 104H218V103H216ZM81 105V104H80ZM83 105V104H82ZM97 105H98V101H97ZM106 105V104H105ZM127 105V104H126ZM144 105V104H143ZM142 105V106H143ZM169 105V104H168ZM167 105V106H168ZM175 105V104H174ZM174 105H173V107H174ZM192 105H190V106H192ZM197 105V104H196ZM195 105V106H196ZM208 105L206 106L207 108L206 109H208ZM26 106H28V105H25V107ZM32 106V107H33ZM41 106V105H40ZM96 106V105H95ZM104 106V105H103ZM122 106V105H121ZM140 106H141V104H140ZM152 106H153V103H152V105H151V107L150 108H152ZM154 106L155 107H158L155 103H154ZM153 106V107H154ZM160 106V105H159ZM166 106V107H167ZM170 106V105H169ZM168 106V107H169ZM180 106V105H179ZM199 106V105H198ZM228 106V105H227ZM22 107V106H21ZM25 107H23V108H25ZM29 107V106H28ZM27 107V108H28ZM35 107V108H36ZM81 107V106H80ZM98 107V106H97ZM126 108H127V106H125ZM125 107H123V108H125ZM129 108V110H130V105L128 106ZM132 107H136V105L135 106H132ZM165 106H164V108H166ZM167 107V108H168ZM171 108H172V106H170ZM176 107H178V106H176ZM175 107V108H176ZM30 108V107H29ZM101 108V107H100ZM125 108V109H126ZM137 108V107H136ZM135 108V109H136ZM142 108H144V106L142 107ZM167 108H166V110H167ZM174 108V109H175ZM181 108V107H180ZM195 108V107H194ZM205 108V107H204ZM204 108H202V109H204ZM211 108V107H210ZM221 108V107H220ZM26 109V108H25ZM25 109L23 110L24 112H25ZM31 109V108H30ZM33 109V108H32ZM104 109V108H103ZM127 109V110H128ZM132 109V108H131ZM138 109H140V110H142L140 107H138ZM149 109V108H148ZM169 109V108H168ZM179 109V108H178ZM177 109V110H178ZM188 109V108H187ZM205 109V110H206ZM21 110H22V108H21ZM33 110H35V109H33ZM42 110V109H41ZM44 110V109H43ZM42 110V111H43ZM165 110V111H166ZM170 110V109H169ZM176 110V109H175ZM175 110H173V116L175 115V113H177V110L175 111ZM180 110V109H179ZM179 110H178V112H179ZM183 110V109H182ZM214 110V109H213ZM225 110V109H224ZM27 111H29L28 109H27ZM80 111V110H79ZM131 111V110H130ZM132 111H134V109L132 110ZM144 110H142V111H140L141 113H145V111L143 112ZM151 111V110H150ZM209 111H211V110H209ZM228 111V110H227ZM30 112V111H29ZM29 112H28V114H29ZM32 112V111H31ZM31 112H30V114H31ZM36 112V111H35ZM34 112V113H35ZM40 112V111H39ZM51 112V111H50ZM49 112V113H50ZM81 112H82V110H81ZM85 112V111H84ZM84 112H82V113H84ZM128 112V111H127ZM137 112H138V110H137ZM139 112V115L140 116H142V117H140L141 119H143V118H146L145 116L143 117V115L144 114H142L141 115V113ZM193 112V111H192ZM191 112V113H192ZM202 112H203V110H202ZM201 112V113H202ZM205 112H207V111H205ZM229 112V111H228ZM230 112H232V111H230ZM37 113V112H36ZM41 113V112H40ZM43 113H46V112H42V116H43ZM80 113V112H79ZM92 113V112H91ZM103 113V112H102ZM136 113V112H135ZM146 113H149V111L148 112H146ZM166 113V112H165ZM189 113V112H188ZM200 113V114H201ZM209 113V112H208ZM225 113V112H224ZM25 114H27V112L25 113ZM53 114V113H52ZM85 114H87V112L85 113ZM94 114V113H93ZM96 114H97V112H96ZM137 115H138V113H136ZM135 114V115H136ZM180 114V113H179ZM194 114V113H193ZM212 114V113H211ZM214 114V113H213ZM227 114V113H226ZM229 114H231V113H229ZM32 115V114H31ZM30 115V116H31ZM47 115V114H46ZM80 115H81V113H80ZM90 115V114H89ZM127 115H128V113H127ZM127 115H126V117H127ZM130 115V114H129ZM128 115V118L130 117V116H132V114L129 116ZM185 115V114H184ZM24 116H26V115H24ZM29 116V115H28ZM29 116V117H30ZM33 116V115H32ZM37 116H39V117H42L41 116V114L40 115H37ZM36 116V117H37ZM50 116V115H49ZM146 116H148V114L146 115ZM152 116V115H151ZM150 116V117H151ZM190 116V115H189ZM192 116V115H191ZM209 116V115H208ZM36 117H35V119H36ZM38 117V119H40ZM45 117V116H44ZM47 117V116H46ZM51 117V116H50ZM50 117L47 119V120H50ZM97 117V116H96ZM123 117H125V116H123ZM134 117V116H133ZM149 117V116H148ZM177 117V116H176ZM200 117H202V114L200 115ZM199 117V118H200ZM210 117V116H209ZM208 117V119H210ZM32 118V117H31ZM43 118V117H42ZM74 118V119H73ZM87 118H88V116H87ZM90 118H91V115H90ZM95 118V117H94ZM131 118V117H130ZM129 118V119H130ZM139 118V117H138ZM139 118V122H140V119ZM189 118V117H188ZM214 117H212L211 119H213ZM135 119H137V117L135 118ZM148 118H146V120H147ZM190 119V118H189ZM189 119H187V120H189ZM198 119V118H197ZM208 119L207 118H205V116L203 117V121L202 122H208L209 123V121H208ZM211 119H210V121H211ZM25 120H26V118H25ZM30 120V119H29ZM32 120H34V118L32 119ZM43 120V119H42ZM47 120H46V122H47ZM71 120V121H72ZM78 120L76 121V122H78ZM145 120V121H146ZM174 120H175V118H174ZM191 120V119H190ZM193 120V119H192ZM199 120V119H198ZM201 120H202V118H201ZM11 121V120H10ZM13 121V120H12ZM11 121V122H12ZM27 122H25V123H29V121L28 120H26ZM36 121V120H35ZM34 121V122H35ZM40 120H38L37 122H39ZM71 121H69L70 123H71ZM84 121V123L86 124V122H87V120H86V122H85V120H83ZM92 121H93V118H92ZM128 121V120H127ZM138 121V120H137ZM142 121H144V119L142 120ZM197 120H195V122H196ZM214 121V120H213ZM216 121V120H215ZM33 122V121H32ZM45 122V123H46ZM51 122V121H50ZM99 122V121H98ZM131 122V121H130ZM134 122V121H133ZM201 122V121H200ZM15 123V122H14ZM18 123H20V122H18ZM40 123V122H39ZM69 123V124H70ZM72 123H75V122H73L72 121ZM125 123V122H124ZM143 123V122H142ZM142 123H140V124H142ZM146 123V122H145ZM189 123V122H188ZM192 123H194V122H192ZM208 123H206L205 125H204V127H206V125H208ZM227 123V122H226ZM29 124H31V123H29ZM28 124V125H29ZM41 124V123H40ZM47 124V128L45 127V129L47 130L48 129V124L50 125V123H46ZM45 124V125H46ZM84 124V125H85ZM131 124V123H130ZM190 124V123H189ZM195 124H197V123H195ZM213 124V122L211 123V125ZM13 125V124H12ZM42 125H43V123H42ZM70 125H72V124H70ZM69 125V126H70ZM77 125H79V124H77ZM143 125V124H142ZM141 125V126H142ZM145 125H147V124H145ZM210 125V128H212V126ZM214 125H215V123H214ZM213 125V126H214ZM225 125V124H224ZM32 126H33V124H32ZM36 127H37V125H35ZM68 126V127H69ZM74 126V125H73ZM83 126V125H82ZM189 126V125H188ZM203 126V125H202ZM209 126V125H208ZM36 127H35V129H36ZM40 127V126H39ZM44 127V126H43ZM51 127H52V125H51ZM61 127V126H60ZM76 127V126H75ZM85 127H86V125H85ZM186 127V126H185ZM199 127V126H198ZM204 127H203V129H204ZM12 128V127H11ZM10 128V129H11ZM15 128V127H14ZM20 128V127H19ZM42 127H40V129L39 128H37V130L39 129V130H43L44 131V129H41ZM49 128H50V126H49ZM58 128V127H57ZM62 128H63V126H62ZM66 128V127H65ZM87 128V127H86ZM85 128V129H86ZM132 128H134V127H132ZM209 128V129H210ZM24 129V128H23ZM30 129L31 130H33L34 128H31L30 127ZM34 129V130H35ZM53 129H55V126L53 127ZM190 129V128H189ZM188 129V130H189ZM16 130V129H15ZM59 131H60V129H58ZM104 130V129H103ZM225 130V129H224ZM36 131V130H35ZM125 131H126V129H125ZM196 131V130H195ZM33 132V131H32ZM39 133H40V131H38ZM56 132V131H55ZM58 132V131H57ZM68 132H69V129H68ZM67 132V135L66 136H64V138H62L63 136H61V138H57L58 137V133H57V136H56V134L54 133V132H52V130L50 131V132H48V134L51 136H49L48 135V137H50L51 139H52V142H51V144L56 148L57 147V149L59 150H62V151H65L66 149H78V150H80V149H82V150H87V152H89V156H88V158H86L85 160H82V161H78L77 160V157H75V156H81V155H83V154H79V155H73V156H70V158L72 159V161H73V163H74V165H72V166H76V167H78L79 168V172L81 171V170H83L85 173H88V175H91L92 177L91 178H95V179H90V181L92 180V183H94L93 185L94 186H92L94 189H98L97 191H99V184L101 183L100 182V180H102V178L104 177V179H108V180H111L110 182H111V185H110V187L108 186L107 187V189H103V190H101V196L104 198L105 196H106V198H104V199H107V200H109V199H111L112 200V198L113 199H115L116 197H117V195H118V193H119V190H120V188H121V191L123 190V188H122V185L124 186V184H126V182L128 183V176H129V172H128V170H127V172H128V176H127V174H126V176H127V178L126 179H123L124 177H123V174H125L124 173V171H122L123 173H120L121 175H122V179H119V180H114V179H116L115 177H113V176H111V175H113V174H111L110 173V171H108L107 169V171L111 174V175H109V174H106L107 172L104 170V169H102V168H105V167H103V165H101L102 164V161H101V163H100V166H102V168H100V166H98L97 165V163H95V161L96 160H94V159H96V158H94V157H100L101 159H107V153L104 151V150H102L101 148H100V145L98 146V144H97V141H95V139H97L96 137L94 138L92 135H88L87 133H85V131L80 127V128H73V129H71V132L70 133H68ZM87 132H89V131H87ZM116 133H117V131H115ZM138 132V131H137ZM198 132H199V130H198ZM202 132V131H201ZM204 132V131H203ZM92 133H93V131H92ZM38 134V133H37ZM95 134V133H94ZM106 134V133H105ZM118 134H120V132L118 133ZM124 134H126L125 132H124ZM137 134V133H136ZM184 134H186V133H184ZM33 135V134H32ZM41 137L43 136V135H47V131L45 132V134L43 133V135H41V134H39ZM121 135H122V133H121ZM132 135V134H131ZM181 135V134H180ZM190 135V134H189ZM188 135V136H189ZM192 136H193V134H191ZM204 135H205V132H204ZM187 136V137H188ZM196 136V135H195ZM199 136H201V133H200V135ZM211 136V135H210ZM30 138L32 137V136H29ZM48 137H46V139H48ZM92 137V138H91ZM110 137H111V134H110ZM183 137V136H182ZM202 137V136H201ZM200 137V138H201ZM206 137V136H205ZM212 137V136H211ZM30 138H29V140H30ZM33 138V137H32ZM31 138V139H32ZM105 138H107V137H105ZM181 138V137H180ZM22 139H26L25 137L24 138H22ZM36 139V138H35ZM93 139H94V141H93ZM111 139V138H110ZM119 139V138H118ZM131 139H132V137H131ZM131 139H129V141L131 140ZM135 139V138H134ZM138 139V138H137ZM188 139H189V137H188ZM190 139H191V137H190ZM195 139V138H194ZM210 139V138H209ZM209 139H208V136H207V141H206V139L205 140H202L203 142H208V144L210 145V144H213V142H214V140L213 141H209ZM41 140H42V138H41ZM43 140H45V139H43ZM42 140V141H43ZM133 140V139H132ZM144 140V139H143ZM195 140H197V139H195ZM211 140V139H210ZM46 141V140H45ZM44 141V142H45ZM48 141H49V139H48ZM114 141V140H113ZM112 141V142H113ZM121 141V140H120ZM126 141V140H125ZM134 141V140H133ZM191 141V140H190ZM192 141H194L193 139H192ZM201 141V142H202ZM25 142V141H24ZM124 142V141H123ZM127 142H128V138H127ZM127 142H126V144H127ZM184 142V141H183ZM186 142V141H185ZM23 143V142H22ZM26 144H28L27 142H25ZM30 144H32L31 142H29ZM48 143V142H47ZM115 143V142H114ZM195 143V142H194ZM193 143V144H194ZM21 144V143H20ZM19 144V145H20ZM35 143H34V141H33V145H34ZM38 144V143H37ZM45 144H46V142H45ZM131 144V143H130ZM176 144V143H175ZM179 144V143H178ZM202 144H207V143H201V145ZM48 145V144H47ZM115 145H116V143H115ZM196 145V144H195ZM27 146H29V144L27 145ZM34 146H36V145H34ZM133 146V145H132ZM176 146H178V145H176ZM205 146V145H204ZM21 147V146H20ZM23 147V146H22ZM25 147V146H24ZM33 147V146H32ZM38 147H39V149L38 148H36L37 150H39L41 153H49L48 152V148H47V146H44V145H42V144H38ZM214 147V146H213ZM34 148V147H33ZM180 148V147H179ZM190 148H192V147H190ZM203 148V147H202ZM28 149V148H27ZM32 148H31V146H30V149L29 150H31ZM57 149H56V151H57ZM65 149V150H64ZM68 149V150H69ZM104 149V148H103ZM108 149V148H107ZM110 149V148H109ZM125 149V148H124ZM196 149V148H195ZM205 149V148H204ZM213 149V148H212ZM34 150V149H33ZM55 150V149H54ZM118 150V149H117ZM214 150V149H213ZM32 151V150H31ZM31 151H29V152H31ZM56 151H54V152H56ZM109 152H110V150H108ZM144 151H145V149H144ZM156 151V150H155ZM203 151V150H202ZM36 152V151H35ZM39 152V153H40ZM52 152V151H51ZM68 152V151H67ZM121 152V151H120ZM160 152V151H159ZM184 152V151H183ZM194 152V151H193ZM197 152H199V151H197ZM211 152V151H210ZM31 153H33V152H31ZM39 153H37V154H39ZM70 153V152H69ZM113 153V152H112ZM111 153V154H112ZM119 153V152H118ZM188 153V152H187ZM201 153H203V152H201ZM51 154V153H50ZM64 154H66V153H64ZM115 154V153H114ZM113 154V155H114ZM153 154H155V153H153ZM185 154V153H184ZM189 154V153H188ZM208 154H210V153H208ZM208 154H206L207 156H208ZM40 155V154H39ZM63 155V154H62ZM71 155V154H70ZM113 155H111V156H113ZM144 155V154H143ZM35 156V155H34ZM36 156H38V155H36ZM48 156H49V154H48ZM47 156V157H48ZM61 156V155H60ZM60 156H58L59 158H61ZM110 156V159L112 158V160L114 161V159H113V157H111ZM136 156V155H135ZM174 156H177V155H174ZM187 156V155H186ZM211 156V155H210ZM43 157V156H42ZM46 157V155H44V157L43 158H45ZM46 157V158H47ZM53 158H54V156H52ZM56 157V156H55ZM63 157V156H62ZM83 157V156H82ZM87 157V156H86ZM109 157V156H108ZM181 157V156H180ZM196 157V156H195ZM29 158V157H28ZM36 158H38V157H36ZM36 158H35V160H36ZM49 158V157H48ZM137 158V157H136ZM190 158V157H189ZM188 158V159H189ZM199 158V157H198ZM201 158H202V156H201ZM40 159V158H39ZM67 159V158H66ZM109 158L107 159L108 161L110 160ZM141 159V158H140ZM139 159V160H140ZM174 159V158H173ZM179 159V158H178ZM206 159V158H205ZM205 159H203V160H205ZM38 160V159H37ZM41 160V159H40ZM40 160H39V162H40ZM44 160H46V159H44ZM51 160V159H50ZM55 160H57V159H55ZM54 160V161H55ZM111 160V161H112ZM116 160V159H115ZM126 160H128V159H126ZM131 160V159H130ZM142 160H145V158L144 159H142ZM142 160H140V161H142ZM172 160V159H171ZM179 160H181V159H179ZM191 160V159H190ZM197 160V159H196ZM195 160V161H196ZM207 160V159H206ZM54 161H52L53 163H54ZM58 161H59V159H58ZM63 161V160H62ZM71 161V162H72ZM94 161V162H93ZM100 160H98V162H99ZM117 161H121V160H117ZM135 161V160H134ZM133 161V162H134ZM193 161V160H192ZM43 162V161H42ZM41 162V163H42ZM48 162H51V161H48ZM97 162V161H96ZM106 162V161H105ZM123 162V161H122ZM128 163L130 162L129 160L127 161ZM143 162V161H142ZM156 162V161H155ZM160 162V161H159ZM173 162V161H172ZM175 162V161H174ZM200 162V161H199ZM205 162V161H204ZM45 163V162H44ZM73 163H71V164H73ZM103 163H104V161H103ZM109 163V162H108ZM107 163V164H108ZM113 163V162H112ZM117 163V162H116ZM121 162H119V164H120ZM139 163H141V162H139ZM157 163V162H156ZM202 163V162H201ZM56 164H57V161H56ZM106 164V165H107ZM115 163H113L112 165H114ZM123 164V163H122ZM130 164V163H129ZM129 164H127L129 167L131 166V165H129ZM145 162H144V165L143 166H141V164H138V165H134V167L131 169V173H134V174H139L142 170H144V169H142L141 170V168L142 167H144L145 166ZM148 164V163H147ZM149 164H150V162H149ZM152 164H153V162H152ZM151 164V165H152ZM33 165V164H32ZM48 165V164H47ZM105 165V166H106ZM110 165H111V163H110ZM150 165V166H151ZM160 165V164H159ZM176 165V164H175ZM191 165V164H190ZM205 165V164H204ZM50 166V165H49ZM116 166V165H115ZM121 166V164L120 165H118L117 164V167H120ZM126 166V165H125ZM150 166H148L149 168H150ZM155 166V165H154ZM161 166H162V164H161ZM187 166V165H186ZM199 166H200V163H199ZM199 166H198V168H199ZM43 167V166H42ZM108 167V166H107ZM111 167V166H110ZM109 167V168H110ZM123 168H124V166H122ZM201 167L203 168V165L201 164ZM224 167V166H223ZM222 167V168H223ZM21 168V167H20ZM40 168V167H39ZM50 168V167H49ZM113 168H115L114 166H113ZM113 168H110L111 170L113 169ZM122 168V169H123ZM146 168H147V165H146ZM155 168V167H154ZM172 168V167H171ZM186 168V167H185ZM189 168V166H187V169ZM195 168L197 169V166H195ZM23 170H24V168H22ZM27 169V168H26ZM117 169V168H116ZM126 169H127V167H126ZM129 169V168H128ZM150 169H152V168H150ZM184 169V168H183ZM183 169H181L180 168V170H183ZM224 169V168H223ZM39 171L40 170H42V168H40V169H38ZM46 170V169H45ZM70 170H73V168L72 169H70ZM119 170L121 171V169L119 168ZM118 170V171H119ZM125 170V169H124ZM170 170V169H169ZM180 170H178V171H180ZM189 170V169H188ZM42 171H44V170H42ZM69 171V170H68ZM74 171H76L75 169H74ZM74 171H73V174H74ZM113 171V170H112ZM116 171V170H115ZM114 171V172H115ZM145 171V170H144ZM148 170H146V173H149V171L147 172ZM161 171V170H160ZM162 171H164V170H162ZM162 171L161 172H159V173H162ZM190 171H191V169H190ZM197 171V170H196ZM201 171V170H200ZM200 171H199V173H200ZM24 172V171H23ZM41 172V171H40ZM126 172V171H125ZM158 172V171H157ZM156 172V173H157ZM193 172V171H192ZM191 172V173H192ZM195 172V171H194ZM25 174H26V172H24ZM43 173V172H42ZM69 173H71V172H69ZM77 173V172H76ZM75 173V174H76ZM83 173V172H82ZM144 173V172H143ZM153 173V172H152ZM151 173V170H150V178H151V176L153 175ZM164 173H166V172H164ZM198 173V172H197ZM23 174V173H22ZM24 174V175H25ZM39 174V173H38ZM81 174V173H80ZM116 174V173H115ZM152 174V175H151ZM158 174V173H157ZM184 174H186V172H184ZM188 174H190V173H188ZM192 174H194V173H192ZM191 174V175H192ZM43 175V174H42ZM54 175H57V174H54ZM53 175V176H54ZM120 175V176H121ZM133 175V174H132ZM146 176V178H147V175L148 174H145ZM159 175V174H158ZM157 175V176H158ZM162 174H160V176H161ZM166 175H167V173H166ZM182 175H183V173H182ZM73 176V175H72ZM75 176H77V174L75 175ZM79 176V175H78ZM117 176V175H116ZM140 176V175H139ZM170 176V175H169ZM178 176V175H177ZM25 177V176H24ZM46 177V176H45ZM49 177V176H48ZM55 178L57 177V176H54ZM59 177V176H58ZM80 177L82 178V176L80 175ZM86 177H87V174H86ZM138 177V176H137ZM144 177V178H145ZM155 177V176H154ZM154 177L152 178V181H154L155 179H158V181H160L159 180V178H162V176L161 177H159V178H155L154 179ZM167 177V176H166ZM183 177H185V176H183ZM69 178H71V176L69 177ZM134 178H136L135 177V175H134ZM139 178V177H138ZM191 178H192V176H191ZM193 178H195V177H193ZM227 178V177H226ZM49 179V178H48ZM58 179V178H57ZM73 179V178H72ZM74 179H79V178H74ZM73 179V180H74ZM143 179V178H142ZM173 179V178H172ZM179 179V178H178ZM182 179V178H181ZM38 180V179H37ZM94 180V181H93ZM147 180V179H146ZM187 181H189L190 179H186ZM197 180V179H196ZM195 180V181H196ZM46 181V180H45ZM88 181H89V179H88ZM89 181V182H90ZM135 181H137V180H135ZM143 181L145 182V180L143 179ZM152 181H150V179L149 180H147L146 182H148L149 184H151V182ZM156 182H157V180H155ZM207 182V183H209L211 186H209V187H211V189H212V191H207L206 193V195H207V197H208V199H214V200H216V202L222 207V208H227V209H234L235 208V206H234V200H233V195L231 194V190H230V188H228V187H226L225 186V176L223 175V170L222 169H220V167L218 166V164L216 165V163H211L210 165L209 164H207V166H204V168L202 169V171H201V173H200V176H199V179L196 181V182H194V184H188V185H184V187H185V190H184V192L186 193V198H187V200H186V202L188 203V202H193L191 205H192V213H196L198 210H199V207L200 206H204V204H205V199H203V196H201L200 195V193L199 192H197L196 190V188H197V185H198V183H200V182ZM44 182V181H43ZM78 182V181H77ZM88 182V183H89ZM107 182L108 181H105V183L107 184ZM129 182H131V181H129ZM139 182H142V181H140L139 180ZM173 182H174V180H173ZM173 182L171 183V184H173ZM181 182V181H180ZM193 182V181H192ZM40 183V182H39ZM91 183V182H90ZM102 183H103V180H102ZM104 183V184H105ZM131 183H133V182H131ZM134 183H136L137 184V186L139 187V185H141L140 183L138 184L137 182H134ZM158 183V182H157ZM156 183V184H157ZM160 183V182H159ZM174 183H176V181L174 182ZM182 183H184V181L182 182ZM186 183V182H185ZM184 183V184H185ZM188 183H190V182H188ZM206 183V184H207ZM81 184V183H80ZM130 184V183H129ZM166 184V183H165ZM170 184V185H171ZM179 184V183H178ZM89 185V184H88ZM127 185V184H126ZM146 186H147V184H145ZM153 185H154V182H153ZM160 185V184H159ZM175 185V184H174ZM176 185H177V183H176ZM84 186H85V184H84ZM102 186V185H101ZM106 186V185H105ZM104 186V187H105ZM130 186V185H129ZM137 186H135V187H137ZM148 186H150V185H148ZM157 186H158V184H157ZM161 186V185H160ZM160 186H158V187H160ZM163 186H164V184H163ZM165 186H167V185H165ZM86 187H88V189L90 190V186H87L86 185ZM86 187H84V188H86ZM125 187V186H124ZM128 187V186H127ZM126 187V188H127ZM133 187H134V185H133ZM132 187V188H133ZM137 187V188H138ZM158 187H155V185H154V187L152 186V188H158ZM162 187V186H161ZM170 188H171V186H169ZM168 187V188H169ZM173 187V186H172ZM177 187H180L179 185L177 186ZM47 188V187H46ZM106 188V187H105ZM125 188V190H127ZM150 187H148V189H149ZM151 188V189H152ZM164 188V187H163ZM174 188V187H173ZM181 188V187H180ZM136 189V188H135ZM144 189H145V187H144ZM146 189H147V187H146ZM175 189V188H174ZM179 189V188H178ZM178 189H176V190H178ZM86 190H87V188H86ZM129 190V189H128ZM132 190V189H131ZM153 190H157V189H153ZM159 190H160V188H159ZM158 190V191H159ZM170 190V189H169ZM182 190V188L180 189V191ZM204 190V189H203ZM248 191V190H247ZM87 192H88V190H87ZM91 192V191H90ZM130 192V191H129ZM168 192V191H167ZM177 192V191H176ZM92 193V192H91ZM123 193V192H122ZM151 193H152V190H151ZM160 194L162 193L161 191L159 192ZM164 193H166V191H164ZM169 193V192H168ZM174 193V192H173ZM173 193H170V194H168L169 196L172 194L173 195ZM183 193V192H182ZM185 193H183V194H185ZM98 194H99V192H98ZM105 196H104V195ZM125 194V193H124ZM162 196L161 197H167V196H165V195H167V194H161ZM176 195H178V194H176ZM100 196V197H101ZM125 196H127V195H125ZM128 196H129V194H128ZM132 196V195H131ZM150 196V195H149ZM168 196V197H169ZM181 196V195H180ZM179 196V197H180ZM185 196V195H184ZM122 197V196H121ZM124 197V196H123ZM130 197V196H129ZM150 197H153V196H150ZM125 198V197H124ZM124 198H123V200H124ZM182 198H184L183 197V195H182ZM181 197L180 198H175L174 196H172V197H169V198H163V199H161V198H159V199H156L155 200V202H152V203H155L154 204V206H155V208H153L152 209V207H151V209H147V207L145 206V203H143L142 202V199H143V197L142 196H137L136 198H134V199H132V200H129L130 202H131V204H133L134 206V211L135 212H138V214H140V218H141V220L139 221V223L136 225V227L134 226V228L131 230L132 232H135L136 234H139V236L141 235L142 236V241H143V243H146V241L148 240L147 239V236H148V234L146 233L147 231H145V222H144V220L147 222V221H149L148 223H152V224H154V222L157 224V226H152L153 228H152V230L151 231H153L154 232V234L156 233L157 235H160V234H158L159 232H161V231H167V235H165V236H163L164 237V239L167 241V242H169V243H171V244H178V245H186V246H190L191 245V243H192V240L193 239H198V237L202 234V233H204L203 232V228L205 229V227H208V228H211V229H215L216 230V226L213 224V222H211L212 221V219H211V212L210 213H208V215H206L205 216V218H202V219H199L198 217H196L195 215H192V216H188V215H186V214H184L183 215V217H180V218H182V219H180V218H177V216L175 215H173V212L171 211L172 209V206H171V204L173 203V204H175L176 203V201H178V204L177 205H179L180 203H179V199H181V200H183ZM100 199V198H99ZM102 199V198H101ZM122 199V198H121ZM128 199V198H127ZM147 199V198H146ZM103 200V199H102ZM116 200V199H115ZM148 200H149V197H148ZM152 200V199H151ZM211 200V201H212ZM237 200V199H236ZM100 201V200H99ZM104 201H106V200H104ZM103 201V202H104ZM117 201V200H116ZM119 201H121V200H118V202ZM145 201V200H144ZM184 201V200H183ZM102 202V203H103ZM107 202V201H106ZM124 202V201H123ZM126 202H127V200H126ZM151 202V201H150ZM99 203V202H98ZM109 203H111V202H109ZM116 203V202H115ZM147 203V202H146ZM183 202H181V204H182ZM106 204V206L108 205L107 203H105ZM126 204V203H125ZM189 204V203H188ZM102 205V204H101ZM111 205V204H110ZM128 205V204H127ZM126 205V206H127ZM147 205H148V203H147ZM149 205H150V203H149ZM148 205V207H150ZM169 205H170V210H169V212H168V208H169ZM177 205H176V207H177ZM186 205V204H185ZM185 205H184V207H185ZM116 206V205H115ZM129 206V205H128ZM210 206V205H209ZM245 206V205H244ZM51 207V206H50ZM111 207V206H110ZM117 207V206H116ZM115 207V208H116ZM132 207V206H131ZM132 207V208H133ZM175 207V206H174ZM182 207V206H181ZM181 207H177V209L179 208V209H181ZM189 207H191V206H189L188 205V208ZM212 207V206H211ZM97 208H99V205H98V207H96L95 208V210L97 209ZM100 208H103V206L101 207L100 206ZM99 208V209H100ZM107 208V210L109 209V206L108 207H106ZM114 208V207H113ZM120 208H122V210H124L125 209V207H124V209H123V206L121 207L120 206ZM120 208L118 207L117 209H119V210H116V211H114L112 208V212H115V214H116V212L117 211H121V213H123L122 212V210H120ZM213 208V207H212ZM97 210L96 212H98V214H102L101 212H100V210ZM105 209V208H104ZM127 209V208H126ZM131 209V208H130ZM130 209H128V210H130ZM175 209V208H174ZM182 209H183V207H182ZM191 209V208H190ZM203 209V208H202ZM214 209H216V208H214ZM214 209H212V210H214ZM107 210H103L104 212H107ZM127 210V211H128ZM205 210V209H204ZM210 210V209H209ZM102 211V212H103ZM126 211V210H125ZM134 211H132V216H133V212ZM174 211V210H173ZM176 211V210H175ZM189 211H191V210H189ZM215 211V210H214ZM130 212H131V210H130ZM166 212V213H165ZM172 212V213H171ZM178 212V211H177ZM180 213H181V211H179ZM184 212H187L186 211V208H185V210H184ZM120 212H119V214H121ZM126 213H127V216H126ZM125 213V220H127L126 218L128 217V212H126ZM164 213H165V216H163L164 215ZM183 213V212H182ZM203 213V212H202ZM217 213V212H216ZM224 213V212H223ZM252 212L251 211H247V215H250ZM107 214V216L109 217V215L111 214V213H106ZM109 214V215H108ZM118 214V215H119ZM175 214H177V213H175ZM179 214V213H178ZM113 215V213L111 214V216ZM124 215V214H123ZM74 216V215H73ZM100 218H101V215H98ZM111 216H110V219H111ZM114 216V215H113ZM121 218H123L122 216H120ZM89 218V217H88ZM131 218V217H130ZM87 219V218H86ZM85 219V217H84V220L85 221H90V223L89 222H87L88 224L87 225H91L92 223H91V219L92 218H90V219H88V220H86ZM95 220H96V218H94ZM104 219V218H103ZM107 219V218H106ZM105 219V220H106ZM110 219H108V220H110ZM113 219V218H112ZM83 220V219H82ZM81 220V221H82ZM98 220H100V219H98ZM108 220H106L107 222H108ZM123 219H121V220H118L119 222L121 221V223H124L125 221H122ZM131 220V219H130ZM130 220H127V221H130ZM132 220H134V219H132ZM65 221V220H64ZM92 221H93V219H92ZM97 221V220H96ZM127 221H126V223H127ZM161 221V222H160ZM221 221V220H220ZM67 222V221H66ZM65 222V223H66ZM75 222V221H74ZM77 222V221H76ZM99 221H97V223H98ZM105 222V221H104ZM104 222H102V224L104 223ZM115 222V224H116V221H114ZM118 222V223H119ZM222 222V221H221ZM62 223V222H61ZM79 223H81V222H79ZM83 223V222H82ZM106 223V222H105ZM109 223V222H108ZM135 223V222H134ZM158 223H161L160 225H162V227H160V225L158 224ZM68 224V223H67ZM85 224H86V222H85ZM85 224H82V226H84ZM94 224V223H93ZM92 224V226H95L96 227V225H93ZM95 224H96V222H95ZM114 224V225H115ZM120 224V223H119ZM218 224V223H217ZM74 226L76 225V224H73ZM98 225H99V223H98ZM101 225V224H100ZM106 225V224H105ZM103 226L104 228L106 227V226ZM123 225V224H122ZM121 225V226H122ZM125 225V224H124ZM123 225V226H124ZM127 225V224H126ZM125 225V226H126ZM129 225V224H128ZM77 226H78V223H77ZM81 226V225H80ZM82 226H81V228H82ZM149 226H150V224H149ZM73 227V226H72ZM87 227V226H86ZM90 227V226H89ZM98 227H101V226H98ZM108 227H110V226H108ZM108 227L106 228V229H108ZM112 227H114V226H112ZM120 226L118 225V228H119ZM127 227V226H126ZM126 227L125 228H122L121 227V229L119 228V229H114L115 231L114 232H116V230H119V231H121L122 229H126ZM222 227V226H221ZM78 228V227H77ZM80 228V227H79ZM111 228V227H110ZM148 228V227H147ZM146 228V229H147ZM150 228V227H149ZM91 229V228H90ZM98 229V228H97ZM81 230H83V229H81ZM88 230H89V228H88ZM87 230V231H88ZM96 230V229H95ZM94 229H93V231H94V233H97V232H100V230L98 229V231L96 232ZM108 230H111V229H108ZM108 230H106V231H108ZM209 230V229H208ZM225 230H227V229H225ZM84 231H86V229L85 230H83V232ZM86 231V232H87ZM205 231V230H204ZM221 231V230H220ZM80 232V231H79ZM110 232V231H109ZM113 232V231H112ZM121 232H123V230L121 231ZM210 232V231H209ZM216 232V231H215ZM234 232V233H233ZM105 233V232H104ZM127 233V232H126ZM125 233V234H126ZM166 233V232H165ZM164 233V234H165ZM90 234H92L91 232H89V234H88V237H87V239H91V238H89V236H90ZM110 234V233H109ZM113 234H115V233H113ZM113 234L111 235V236H113ZM121 234H123V233H121ZM128 234V233H127ZM126 234V235H127ZM152 234V233H151ZM207 234V233H206ZM81 235H83V234H81ZM110 235H108V237L110 236ZM118 235V234H117ZM124 235V234H123ZM101 236H102V234H101ZM104 236V235H103ZM120 236V235H119ZM118 236V237H119ZM138 236V235H137ZM241 236V235H240ZM94 237V236H93ZM120 237H122V239L124 238V236H120ZM150 237V236H149ZM96 238H98V239H100L99 237H96ZM102 238H105V236L104 237H102ZM139 238V237H138ZM217 238V237H216ZM227 238H229L230 240H229V244L227 243L226 245H225V247L226 248H222V249H219L218 251H211L210 253H209V255H210V257H211V259H210V261L212 262V264H235V262L236 261H238V259L237 260H235V259H232L231 257H234L233 255H236L235 254V249H239V247L240 246H242V243H243V241L237 236V234H235V231H232V232H228L227 233ZM85 239V238H84ZM107 239H110V238H107ZM107 239H103V240H107ZM121 239V240H122ZM126 239H128V238H126ZM150 239V238H149ZM114 241H115V239H113ZM117 240V239H116ZM124 240L125 239H123V242H124ZM138 240V239H137ZM87 241V240H86ZM91 241H92V239H91ZM111 241V240H110ZM113 241V242H114ZM126 241V240H125ZM129 241V240H128ZM128 241H126L127 243V245H128ZM195 241V240H194ZM116 242V241H115ZM122 242V241H121ZM133 242V241H132ZM162 242V241H161ZM87 243V242H86ZM85 243V244H86ZM138 243V242H137ZM198 243H199V245L200 246H202V245H204V244H207V240H202V239H200V240H198ZM88 244H90V243H88ZM87 244V245H88ZM116 244H117V242H116ZM170 244V245H171ZM121 245V244H120ZM123 245V244H122ZM133 245V244H132ZM138 245H140L139 243H138ZM165 245V244H164ZM119 246V245H118ZM124 246H126V245H124ZM166 247V246H165ZM126 248H127V246H126ZM129 248H131V246H129ZM129 248H128V250H129ZM179 248V247H178ZM132 249H134L133 247L131 248V250L130 251H132ZM138 249V248H137ZM217 248H215V250H216ZM126 250V249H125ZM125 250H122V251H124L125 252ZM172 250V249H171ZM118 251V250H117ZM121 251V250H120ZM138 251V250H137ZM182 251V250H181ZM184 251V250H183ZM189 251V250H188ZM210 251V250H209ZM139 252V251H138ZM137 252V253H138ZM148 252V251H147ZM167 252V251H166ZM119 253V252H118ZM132 253V252H131ZM146 253V252H145ZM241 253V256H239V257H237V258H239V262L241 263V261L243 260L244 262H246L247 260H248V252H244V251H242V252H240ZM239 253V254H240ZM122 254H123V252H122ZM122 254H120V255H122ZM130 254V253H129ZM133 254H134V252H133ZM147 254V253H146ZM155 254V253H154ZM108 255H111V257H112V255L113 254H108ZM124 255V254H123ZM123 255H122V257L121 258H123ZM136 255V254H135ZM138 255H140V254H138ZM145 255V254H144ZM157 255V254H156ZM168 255V254H167ZM116 256H118V255H116ZM159 256V255H158ZM110 257V256H109ZM130 258L132 257V256H129ZM141 257V256H140ZM156 257V256H155ZM154 257V258H155ZM160 257V256H159ZM112 258H115L114 257V255H113V257ZM125 258V257H124ZM126 260H128V257H127V252H126ZM133 258V257H132ZM148 258V257H147ZM146 258V259H147ZM157 258V257H156ZM168 258V257H167ZM166 258V259H167ZM183 258V257H182ZM190 258V257H189ZM196 258V257H195ZM143 260V261H146L147 262V260ZM159 260V259H158ZM170 260V259H169ZM183 260V259H182ZM122 261V260H121ZM129 261H131V259L129 260ZM150 261V260H149ZM167 260H165V262H166ZM175 260H173L172 262H174ZM123 263H125V261L123 262ZM122 263V264H123ZM126 263H129L128 261L126 262ZM144 263V262H143ZM151 263V262H150ZM164 263V262H163ZM167 263H168V261H167ZM129 264H131V262L129 263ZM147 264H148V262H147Z\"/></svg>","mask_w":264,"mask_h":264}]
</instances>
